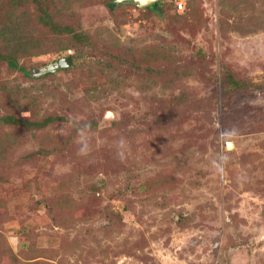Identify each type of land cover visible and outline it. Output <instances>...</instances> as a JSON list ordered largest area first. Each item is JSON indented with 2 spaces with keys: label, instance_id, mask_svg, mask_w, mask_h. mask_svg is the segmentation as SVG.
Segmentation results:
<instances>
[{
  "label": "rangeland",
  "instance_id": "374dc122",
  "mask_svg": "<svg viewBox=\"0 0 264 264\" xmlns=\"http://www.w3.org/2000/svg\"><path fill=\"white\" fill-rule=\"evenodd\" d=\"M73 1L52 7L91 38L74 67L34 75L74 53L34 0L25 30L49 39L19 60L34 77L0 62V118L81 124L0 121V264H264V0H162L159 17ZM146 46L167 57L158 78ZM95 61L113 67L90 87Z\"/></svg>",
  "mask_w": 264,
  "mask_h": 264
},
{
  "label": "trees",
  "instance_id": "16d2710c",
  "mask_svg": "<svg viewBox=\"0 0 264 264\" xmlns=\"http://www.w3.org/2000/svg\"><path fill=\"white\" fill-rule=\"evenodd\" d=\"M33 1V0H32ZM37 4L38 15L35 19V22L38 26L47 30L55 37V41H52V47L56 52H65L67 50H74V53L70 55L73 67L75 66V62L83 57L84 53L81 52L82 47H86L90 44L91 38L88 36V33L85 34L83 31L76 30L73 26L68 24V21L65 18H61L58 12H55L54 8L57 3H65L68 6V10L72 9L74 4L73 0H56L53 5L52 2L48 0H34ZM42 1V2H41ZM30 0H0V62L6 63L8 70H19L23 73L24 77H32L33 72H27L25 68L19 66L20 59H29L30 57L39 56L45 53V50H42V46L45 45V40L47 35L38 36L35 38L34 33L31 32V28L27 30V26L29 21L25 17L26 12L22 9V6H27ZM132 2V1H130ZM115 2V0H109L106 2V5L110 12H113L116 6L122 4ZM163 1L159 0L158 2L145 7L156 15L162 16L165 13L170 11V7L166 6L167 9L163 7ZM53 6V7H52ZM72 11V10H71ZM172 19L175 21L180 17L179 14H172ZM25 17V18H24ZM23 18V19H22ZM22 19V20H21ZM21 23H24L21 24ZM49 34V36H50ZM60 36H65L62 40H60ZM116 41V38L113 37ZM112 45L113 41L111 39ZM82 46V47H80ZM143 55L142 68L145 72L151 74L155 72V75H160V71L152 69V65H156V69L158 66H161L165 62H167V57L165 53H163L160 49L153 46H146L141 49ZM169 58V57H168ZM108 63L95 61L92 64H89L87 67L88 71L92 73H88V82L87 84L90 87L95 86V80L98 81L102 75L107 70H111L113 66H108ZM140 65V63H138ZM95 67L97 70V74H94ZM140 67V66H139ZM225 67L222 66L221 71L223 72ZM59 71H65L61 69ZM224 76L220 75V79L224 87L227 85H231L235 87L234 89L239 87V81L236 80L230 73L223 72ZM52 74L47 73L43 77H48ZM34 77V76H33ZM155 80V79H154ZM157 84V82H156ZM179 98V97H178ZM23 112V111H21ZM0 121L9 126H19L21 127H29V128H44L52 123L58 121H68L67 118L63 116H46L40 122H29L24 118L19 116H15L12 114H6L0 118ZM68 123L75 125L76 128L81 127V124L76 125L75 122ZM77 130V129H76ZM65 203L69 202L68 198L62 200Z\"/></svg>",
  "mask_w": 264,
  "mask_h": 264
},
{
  "label": "water",
  "instance_id": "95a60500",
  "mask_svg": "<svg viewBox=\"0 0 264 264\" xmlns=\"http://www.w3.org/2000/svg\"><path fill=\"white\" fill-rule=\"evenodd\" d=\"M125 1H132L137 5L138 8H145L147 6H150L159 0H115L117 3L125 2ZM72 66V61L70 56H66L63 58H60L59 60L47 64L45 67L41 68L38 70L39 72L35 73L34 75L36 77H42L46 75L47 73H57L61 69H68ZM227 148L230 150L232 149L233 144L232 143H227L226 144Z\"/></svg>",
  "mask_w": 264,
  "mask_h": 264
},
{
  "label": "built area",
  "instance_id": "2783aa9c",
  "mask_svg": "<svg viewBox=\"0 0 264 264\" xmlns=\"http://www.w3.org/2000/svg\"><path fill=\"white\" fill-rule=\"evenodd\" d=\"M175 5L178 12H182L185 8L184 2L182 0H175Z\"/></svg>",
  "mask_w": 264,
  "mask_h": 264
}]
</instances>
